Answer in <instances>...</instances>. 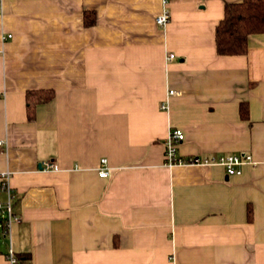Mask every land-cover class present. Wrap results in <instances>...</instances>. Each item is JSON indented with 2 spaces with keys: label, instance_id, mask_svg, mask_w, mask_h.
<instances>
[{
  "label": "crops",
  "instance_id": "crops-1",
  "mask_svg": "<svg viewBox=\"0 0 264 264\" xmlns=\"http://www.w3.org/2000/svg\"><path fill=\"white\" fill-rule=\"evenodd\" d=\"M240 1L173 0L161 28V0H0V186L16 218L5 236L0 216V264L9 249L24 264H264V34L247 55L216 51ZM47 89L30 120L27 93ZM172 128L180 156L256 164L166 166Z\"/></svg>",
  "mask_w": 264,
  "mask_h": 264
},
{
  "label": "trees",
  "instance_id": "trees-1",
  "mask_svg": "<svg viewBox=\"0 0 264 264\" xmlns=\"http://www.w3.org/2000/svg\"><path fill=\"white\" fill-rule=\"evenodd\" d=\"M225 14L219 22L216 32V51L220 56L247 55L252 35L264 34V0H242L226 3ZM54 90H33L27 93L28 118L33 120L39 104L47 103L54 98ZM241 116L249 119L248 105L241 104ZM252 219L251 208L248 210ZM20 264H24L19 258Z\"/></svg>",
  "mask_w": 264,
  "mask_h": 264
},
{
  "label": "built area",
  "instance_id": "built-area-1",
  "mask_svg": "<svg viewBox=\"0 0 264 264\" xmlns=\"http://www.w3.org/2000/svg\"><path fill=\"white\" fill-rule=\"evenodd\" d=\"M162 1V13L157 17L156 21L159 27H165L170 21L171 14L169 12V5L173 0H161ZM175 58V55L170 54L169 59ZM171 95L177 94L175 90H170ZM185 134L182 129L172 128L169 133V136L166 140V153H165V165L169 167L173 166H219L222 167L227 173L231 176H241L244 173V167L246 165H255L256 162L253 161L252 156L246 153L240 154H225L220 156H211V157H201V156H190L183 157L179 155V146L184 140ZM2 144V141H0ZM102 166L98 171V174L102 178L109 177L110 167L108 165L109 160L102 159ZM43 168L47 171L58 170L59 163L53 160L47 161L44 163ZM0 192L8 193V200L6 203H3L0 200V216H2L3 221L5 222L4 235L8 236L11 233L12 225L16 218L13 215L12 200L14 198L13 192L10 190L7 183L0 186ZM1 195V193H0ZM6 255L7 264H20L19 259L12 249L8 250Z\"/></svg>",
  "mask_w": 264,
  "mask_h": 264
},
{
  "label": "bare ground",
  "instance_id": "bare-ground-1",
  "mask_svg": "<svg viewBox=\"0 0 264 264\" xmlns=\"http://www.w3.org/2000/svg\"><path fill=\"white\" fill-rule=\"evenodd\" d=\"M159 16V15H158ZM157 19V18H156ZM157 22V21H156ZM158 25V24H157ZM19 259V258H18ZM19 263H20V261H19Z\"/></svg>",
  "mask_w": 264,
  "mask_h": 264
}]
</instances>
